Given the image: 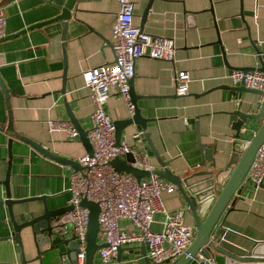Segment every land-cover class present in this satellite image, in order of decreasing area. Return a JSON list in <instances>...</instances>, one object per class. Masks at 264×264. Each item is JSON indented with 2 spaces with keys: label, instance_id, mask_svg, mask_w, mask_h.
Returning a JSON list of instances; mask_svg holds the SVG:
<instances>
[{
  "label": "crops",
  "instance_id": "obj_1",
  "mask_svg": "<svg viewBox=\"0 0 264 264\" xmlns=\"http://www.w3.org/2000/svg\"><path fill=\"white\" fill-rule=\"evenodd\" d=\"M65 1L0 0L4 37L26 30L0 42V201L5 198L1 182L9 169L13 200L44 196L51 210L69 206L73 169L43 156L21 141L22 137L75 161L86 154L78 139L49 133L47 122L68 121L65 101L80 125L91 129L94 105L81 74L113 62L111 28L119 5L118 0H85L75 5L65 28L59 21L46 23L59 14L56 6H63ZM128 1L133 5L132 23L139 27L150 0ZM143 33L173 39L174 61L148 57L135 61L134 91L144 96L137 106L142 117L152 122L143 131L149 135H143L142 145H136L132 138L134 132L142 131L134 126L123 132L121 142L134 150L137 162H143L145 152L152 169H160L159 160L170 172L183 176L196 171L201 161L194 134L198 132L201 142L218 151L217 168H224L236 142L232 126L237 118L233 113L260 111V96L230 89L235 86L229 75L235 68L258 66L257 51H264V0H152ZM178 71L190 75L185 96L175 95L173 77ZM63 74L64 96L59 93ZM103 111L113 122L129 114L125 101L117 94H111ZM261 125L249 120L241 142H250ZM160 198L167 211L186 209L176 190L172 194L162 192ZM35 208L41 209L42 202L16 206L14 212ZM162 218L160 213L154 215L152 231H160ZM22 220V215H17V221ZM3 221H8V210L0 205V237L10 232ZM184 223L193 226L187 210ZM119 227L126 233L136 232L128 220H120ZM217 230L216 246L238 257L254 253L264 257V188H246L231 203ZM140 246L122 247L120 264H143ZM33 256V251L27 253V258ZM52 256L45 257L44 264H50L47 260ZM213 257L217 264H242L228 263L230 259L216 251ZM5 263H20L17 247L10 242H0V264ZM92 264H101L96 254Z\"/></svg>",
  "mask_w": 264,
  "mask_h": 264
},
{
  "label": "built area",
  "instance_id": "obj_2",
  "mask_svg": "<svg viewBox=\"0 0 264 264\" xmlns=\"http://www.w3.org/2000/svg\"><path fill=\"white\" fill-rule=\"evenodd\" d=\"M119 10L112 24V50L114 60L86 69L81 77L89 90L94 111L91 114L92 127L88 139L93 149L92 156L84 154L78 159L82 170L70 177V200L72 210L60 216L57 225L69 228L76 236L78 254L75 264H85V233L88 223V210L80 206L83 199L99 205L97 241L105 247L96 251L101 264H116L119 248L144 244L147 257L153 263L172 262L179 258L195 236L193 226L184 223L186 209L167 211L161 202L162 192L172 194L175 187L151 175L148 179L137 181L132 175L117 173L110 165L116 157L135 152L127 143L115 146V127L113 121L104 113L103 106L111 94L119 95L126 104L128 113L133 114V105L129 100V79L134 75L135 61L142 57L166 62L174 61L175 44L171 38L151 36L141 33L134 26L133 5L128 0H118ZM4 15L0 9V38L4 33ZM232 85H244L262 93L259 107L264 106V72L255 70L244 72L234 70L229 75ZM190 75L178 71L173 77L175 95L188 94ZM49 133H62L69 139H78V133L69 121L51 120L47 122ZM144 132L136 131L132 138L136 145H142ZM144 153L143 162L132 166L140 170L152 171ZM251 185L260 188L264 183V144L258 149L255 160L248 172ZM162 214L160 231L151 230L154 215ZM120 220H128L136 229L135 233H126L119 227ZM197 264H217L215 258L198 255Z\"/></svg>",
  "mask_w": 264,
  "mask_h": 264
},
{
  "label": "water",
  "instance_id": "obj_3",
  "mask_svg": "<svg viewBox=\"0 0 264 264\" xmlns=\"http://www.w3.org/2000/svg\"><path fill=\"white\" fill-rule=\"evenodd\" d=\"M85 0H66L63 6H56L59 14L53 19L47 21L61 22L63 28H65L67 22L71 18V13L76 4ZM151 1H149L145 11L141 16V24L139 30L143 32V25L146 22L148 12L150 10ZM38 26L37 24L33 27ZM30 29V28H29ZM26 30L9 36L10 38L16 37L19 34L24 33ZM9 37L0 38V42ZM257 63L258 66H247L235 68V70H241L244 72L250 71H263L264 72V51H257ZM133 77L129 79V100L133 105V114H128V117L114 121L115 127V146L121 145V139L123 132L129 127H139L142 131L147 130V124L152 122L150 119L143 118L140 109L137 106V101L144 96H140L135 93L133 86ZM63 86L59 93L65 95V75L62 77ZM235 91L253 92L262 95L257 90H251L244 85L239 87L230 88ZM64 100V97H63ZM64 110L68 121L72 124L74 129L78 133V140L83 145L85 153L92 156L93 149L88 139L89 130H85L80 122L75 118L69 104L63 101ZM233 115L237 120L233 123V130L236 132V142L234 143V150L229 162L222 169L217 168L216 155L218 151L215 147L204 144L201 142V137L198 132H194L197 140V150L200 153L201 161L194 168L190 174L183 176H177L165 168V164L158 160L160 169L156 168L152 171L140 170L132 166L136 159L132 153L125 156L114 158L110 161L111 167L117 173H125L132 175L137 181L142 179H148L151 175L157 176L159 179L166 180L168 183L175 187V190L182 197L186 210L190 213L193 227L195 229V236L191 244L185 250V252L176 260L172 262H164L160 264H191L193 261L197 264V256L203 255L205 258H214L213 251L220 252L226 255L230 260L237 261L242 264H264V257H259L254 254L250 257L243 258L238 257L225 249L216 246L215 241L218 238V230L216 231L219 223L227 212V209L234 201V199L240 197L242 192L251 186V181L247 179L248 172L255 160L256 153L260 146L264 144V106L260 107L258 114H247L243 112H235ZM249 120H257L261 122V127L257 134L250 142H241L243 129L247 125ZM148 133L144 135L148 137ZM21 141L29 144L34 150L42 154L43 156L58 162L62 165L70 166L74 172L82 170L78 161L68 159L65 157L53 154L49 150L43 148L39 144L22 137ZM11 142L8 144L9 159H11L10 151ZM10 164V162H9ZM9 177L10 171L8 169L5 179L2 185L5 188V198L0 201V205H4L8 210V221H3L9 226V235L0 237V242H10L17 247V252L20 257L19 264H44V259L50 254L54 256L50 257L47 261L50 264H75L78 254L79 242L75 234L69 228H63L61 225H57L58 218L65 213L72 210V206L65 208L51 210L46 205V197L27 198L20 200H13L9 190ZM260 188H264V183L260 185ZM42 202L41 209H31L27 212L18 211L14 212V207L21 206L26 203ZM80 206L86 208L89 212L88 223L85 233V264H92L96 251L104 248V244L98 243V215L99 205L83 199ZM17 215H22V221H17ZM143 264H157L153 263L146 253L144 244L139 247ZM34 252V256L27 258V253ZM122 248H119L116 254V264H120V253ZM5 254H13L15 252L6 251ZM6 264V263H5Z\"/></svg>",
  "mask_w": 264,
  "mask_h": 264
}]
</instances>
